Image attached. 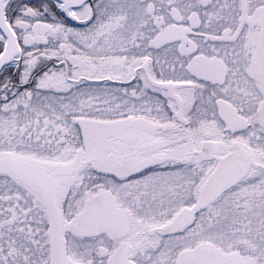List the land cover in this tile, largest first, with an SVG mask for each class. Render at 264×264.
Returning <instances> with one entry per match:
<instances>
[{
  "label": "snow or ice",
  "instance_id": "obj_1",
  "mask_svg": "<svg viewBox=\"0 0 264 264\" xmlns=\"http://www.w3.org/2000/svg\"><path fill=\"white\" fill-rule=\"evenodd\" d=\"M0 264H264V0H0Z\"/></svg>",
  "mask_w": 264,
  "mask_h": 264
}]
</instances>
